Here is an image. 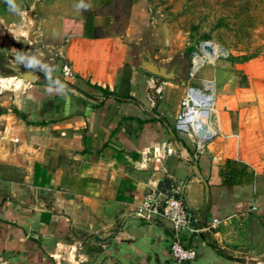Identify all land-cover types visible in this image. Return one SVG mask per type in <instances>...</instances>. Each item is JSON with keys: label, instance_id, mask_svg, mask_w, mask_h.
<instances>
[{"label": "crops", "instance_id": "crops-1", "mask_svg": "<svg viewBox=\"0 0 264 264\" xmlns=\"http://www.w3.org/2000/svg\"><path fill=\"white\" fill-rule=\"evenodd\" d=\"M82 12L78 0H0V50L33 43L28 31L57 50L56 70H36L48 82L0 77V253L9 264H264V55L219 63L218 133L198 150L175 128L186 89H161L107 30H68L70 18L88 24ZM170 196L195 224L224 220L190 236L191 261L173 257L168 220L139 211Z\"/></svg>", "mask_w": 264, "mask_h": 264}, {"label": "rangeland", "instance_id": "rangeland-1", "mask_svg": "<svg viewBox=\"0 0 264 264\" xmlns=\"http://www.w3.org/2000/svg\"><path fill=\"white\" fill-rule=\"evenodd\" d=\"M78 1L86 21H93L96 15H104L103 31L107 30L108 34L122 39L133 54L132 62L136 69L157 79L156 83L158 86L162 85L163 90L169 86L186 90L190 86L204 88L205 83L214 84L215 69L220 68L219 63L224 65L229 61H243L264 55V0ZM25 4L28 3L15 2V10H21ZM93 12L95 15L89 16ZM21 20L19 19L20 23ZM30 24L36 27L35 21H30ZM83 24L84 20L70 18L67 29L81 33L85 25ZM29 32L25 35L35 38L33 43L19 40L13 47L10 45L7 49L0 50V77L15 74L7 63L13 67H32L40 74L43 71L56 70L57 50L48 48L43 39L38 40L36 32H31L30 35ZM59 42L63 44L62 40ZM205 43L216 45L217 53L213 58L205 54V63L194 70V56L196 53L204 55L202 45ZM144 49L157 62L167 67H175L179 72L177 79H166L141 69L139 63ZM206 49L205 51H211L210 48ZM4 54L6 58L3 57ZM221 69L223 71L217 73L225 74L226 67ZM205 70L208 80L203 79ZM236 73L241 74L239 70ZM59 77L63 79L62 76ZM38 79L49 81L43 76ZM13 83L11 81L8 86Z\"/></svg>", "mask_w": 264, "mask_h": 264}, {"label": "built area", "instance_id": "built-area-1", "mask_svg": "<svg viewBox=\"0 0 264 264\" xmlns=\"http://www.w3.org/2000/svg\"><path fill=\"white\" fill-rule=\"evenodd\" d=\"M207 44L202 45L204 55L200 56L199 53H196L194 56V70L199 69L205 63V54L210 56V51H205L207 50L205 47ZM215 53H217V49ZM197 57H202V64L197 65ZM209 83V85L205 83L204 88L192 86L187 88L175 122L176 130L191 136L198 150H202L218 133L211 123L210 111L214 108L215 101L214 84ZM206 101L208 103H205ZM204 109L210 110L206 117H203L200 112ZM139 211L149 218L158 215L171 223V252L173 257L180 262L191 261L196 257L195 247L188 244L191 235L216 229L224 222L223 219L214 218L208 224H195L197 220L187 204L181 198L175 196L162 200L148 197ZM0 264H9V259L1 253Z\"/></svg>", "mask_w": 264, "mask_h": 264}, {"label": "water", "instance_id": "water-1", "mask_svg": "<svg viewBox=\"0 0 264 264\" xmlns=\"http://www.w3.org/2000/svg\"><path fill=\"white\" fill-rule=\"evenodd\" d=\"M206 48H210V46L207 44ZM141 61L139 63V67L145 71H148L150 73H153L155 75L164 77L166 79L170 80H175L177 79V76L179 75V72L175 67H167L163 63L157 62L151 54L146 51L145 49L141 53ZM13 71L15 72V76L19 78L26 79L32 83L36 82L38 79V72L29 66H21V67H11ZM198 175L201 177L203 180V183L206 188L205 196H206V201L204 205L202 206L198 218L201 221H206L207 215H208V207L210 204V191H209V185L206 180H204L203 176L201 175L200 171L198 170L197 167H195ZM105 264H120L117 261L113 259H107L105 261Z\"/></svg>", "mask_w": 264, "mask_h": 264}, {"label": "trees", "instance_id": "trees-1", "mask_svg": "<svg viewBox=\"0 0 264 264\" xmlns=\"http://www.w3.org/2000/svg\"><path fill=\"white\" fill-rule=\"evenodd\" d=\"M92 14L95 15V12L91 13L89 16L92 17ZM80 34L92 38H98L104 36L105 32L103 31V27L93 24L91 20L88 24L84 25V28L82 29ZM227 162L229 163L230 160H228Z\"/></svg>", "mask_w": 264, "mask_h": 264}, {"label": "bare ground", "instance_id": "bare-ground-1", "mask_svg": "<svg viewBox=\"0 0 264 264\" xmlns=\"http://www.w3.org/2000/svg\"><path fill=\"white\" fill-rule=\"evenodd\" d=\"M210 46V56L213 58L214 55H215V50L217 49L216 45H214L213 43L212 44H208ZM203 60H202V57H197L196 58V63L197 65H200L202 64ZM16 77V76H15ZM22 79V78H21ZM205 103H208V101H206ZM210 110L209 109H204L203 111H200L201 112V115L203 117H206V115L208 114ZM212 111V110H211ZM210 111V112H211Z\"/></svg>", "mask_w": 264, "mask_h": 264}]
</instances>
